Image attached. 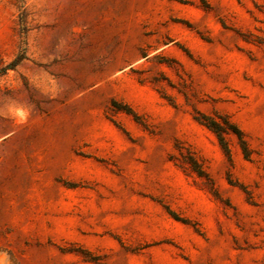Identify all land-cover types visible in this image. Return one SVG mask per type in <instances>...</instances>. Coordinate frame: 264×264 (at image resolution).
I'll return each instance as SVG.
<instances>
[{
  "label": "rangeland",
  "instance_id": "374dc122",
  "mask_svg": "<svg viewBox=\"0 0 264 264\" xmlns=\"http://www.w3.org/2000/svg\"><path fill=\"white\" fill-rule=\"evenodd\" d=\"M0 264H264V0H0Z\"/></svg>",
  "mask_w": 264,
  "mask_h": 264
},
{
  "label": "trees",
  "instance_id": "16d2710c",
  "mask_svg": "<svg viewBox=\"0 0 264 264\" xmlns=\"http://www.w3.org/2000/svg\"><path fill=\"white\" fill-rule=\"evenodd\" d=\"M197 117L202 123L206 124L209 128H211L216 133L221 145L224 147V149L226 151H228V149H229L228 144L226 142L221 124L218 123L216 120L210 118L209 116H206L205 114H202L201 116L199 115ZM225 121H226L225 123L228 125V128L237 134L243 150L246 151V149H247L246 148V141L243 137L242 130L238 126H236L234 123H232L228 120H225Z\"/></svg>",
  "mask_w": 264,
  "mask_h": 264
}]
</instances>
